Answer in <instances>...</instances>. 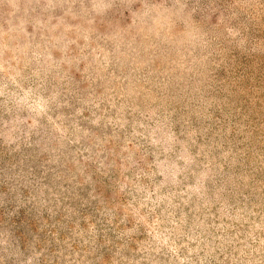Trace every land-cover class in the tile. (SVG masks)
Wrapping results in <instances>:
<instances>
[{
	"label": "rangeland",
	"instance_id": "374dc122",
	"mask_svg": "<svg viewBox=\"0 0 264 264\" xmlns=\"http://www.w3.org/2000/svg\"><path fill=\"white\" fill-rule=\"evenodd\" d=\"M0 264H264V0H0Z\"/></svg>",
	"mask_w": 264,
	"mask_h": 264
}]
</instances>
